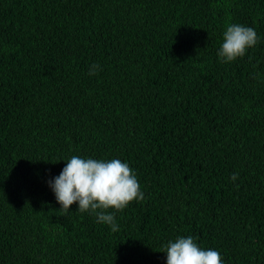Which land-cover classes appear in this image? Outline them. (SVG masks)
<instances>
[{
    "label": "trees",
    "instance_id": "obj_1",
    "mask_svg": "<svg viewBox=\"0 0 264 264\" xmlns=\"http://www.w3.org/2000/svg\"><path fill=\"white\" fill-rule=\"evenodd\" d=\"M231 23L260 40L221 63ZM72 155L136 171L118 232L59 210ZM179 236L264 264V0H0V264H167Z\"/></svg>",
    "mask_w": 264,
    "mask_h": 264
},
{
    "label": "clouds",
    "instance_id": "obj_2",
    "mask_svg": "<svg viewBox=\"0 0 264 264\" xmlns=\"http://www.w3.org/2000/svg\"><path fill=\"white\" fill-rule=\"evenodd\" d=\"M259 40L254 27L228 24L217 52L220 62L228 63L244 57ZM99 70L100 65L93 64L89 75H96ZM65 161L67 163L60 174L48 181L61 205L59 210L66 215L70 206L76 203L79 212L94 214L97 223L106 224L112 232H118L114 213L123 211L130 202L145 199L136 171L127 162L116 158L105 160L72 155ZM238 175L233 173L231 179L235 181ZM163 252L167 253V264H224L220 252L200 247L193 236L169 240L163 246Z\"/></svg>",
    "mask_w": 264,
    "mask_h": 264
}]
</instances>
